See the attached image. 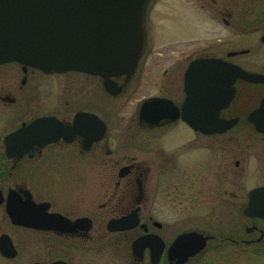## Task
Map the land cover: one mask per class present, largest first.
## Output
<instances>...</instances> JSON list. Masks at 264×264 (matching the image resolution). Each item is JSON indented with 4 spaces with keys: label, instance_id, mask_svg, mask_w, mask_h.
Masks as SVG:
<instances>
[{
    "label": "flooded vegetation",
    "instance_id": "1",
    "mask_svg": "<svg viewBox=\"0 0 264 264\" xmlns=\"http://www.w3.org/2000/svg\"><path fill=\"white\" fill-rule=\"evenodd\" d=\"M188 1L191 9L195 6L228 35L202 41L192 49L187 44L176 54L171 51L175 56L166 66L149 59L146 50L131 75L105 82L84 72L46 73L17 62L0 64V244L8 249L7 255L0 250V264H74L72 258L80 252L106 260L76 264H211L203 258L210 246L237 250L264 245V218L243 214L250 191L264 187V181L243 194L239 184L233 185L239 160L228 167L221 158L225 148H207L203 141L236 145L238 137L246 135L252 147L254 136L264 141V122L251 117L264 98V82H234L232 99L218 113L217 120L227 124L219 132H207V123L187 121L191 114L183 108L190 79L187 70L196 58H221L264 77V0ZM191 55L194 58L182 66L181 60ZM243 55L263 60L261 64L252 60L248 66L231 60ZM53 75L91 79L96 88L89 94L95 97L80 106L86 93L78 90L57 110L59 101L47 103L43 82ZM137 81L140 86H134ZM99 92L106 97V115L95 102L100 100ZM122 99H134V107L129 117L116 119L109 106ZM149 100L159 104L153 113L140 116L141 105ZM48 117L60 123L65 138L41 145L36 129H31L6 145L8 135ZM178 127L190 138L168 145L167 136ZM259 156V167L255 164L246 170L244 185L250 173L264 178V150ZM62 170L96 175L84 181L92 189L62 195L63 182L54 179L52 184L50 179ZM220 185L224 188L218 189ZM223 203L225 216L234 219L236 228L210 233L191 226L190 218L216 215L215 207ZM207 206L211 210L203 213ZM239 213L245 220L240 236ZM32 222L40 228L30 227ZM189 231L211 237L204 250L182 262L169 258L175 238ZM143 236L150 237L147 245L133 251V242ZM31 244L38 246L37 258H31Z\"/></svg>",
    "mask_w": 264,
    "mask_h": 264
},
{
    "label": "water",
    "instance_id": "2",
    "mask_svg": "<svg viewBox=\"0 0 264 264\" xmlns=\"http://www.w3.org/2000/svg\"><path fill=\"white\" fill-rule=\"evenodd\" d=\"M150 1L0 0V63L16 61L48 73L81 71L101 76L105 82L123 74L129 76L147 46L146 14ZM188 74L185 109L191 114L192 123L197 122V113L206 114L207 121L218 118L233 95L237 79L264 81L260 75L212 58L192 61ZM153 105L152 101L145 102L141 113L147 108L145 115L150 114ZM254 116L257 122L264 119V98ZM35 129L43 132V143L59 137L52 119H44ZM243 214L264 218V187L249 193ZM30 227L40 228L37 224ZM210 238L195 231L182 233L169 247L168 256L180 262L194 257L204 250ZM148 240L138 239L133 249L147 245ZM0 250L7 255L8 249L2 244Z\"/></svg>",
    "mask_w": 264,
    "mask_h": 264
},
{
    "label": "rangeland",
    "instance_id": "3",
    "mask_svg": "<svg viewBox=\"0 0 264 264\" xmlns=\"http://www.w3.org/2000/svg\"><path fill=\"white\" fill-rule=\"evenodd\" d=\"M194 1V0H193ZM188 0H152L148 7V13L146 18L147 23V34H148V55L150 58H156L158 61L156 63L166 66L170 62H172V58H174L176 52L184 50L187 44H189L192 48L198 43H202V41L209 42L213 39L217 38H225L228 34L220 29V26L216 24L214 26V22L210 21L199 9H197L194 5V9L190 8V4H188ZM201 26L200 30H197L196 26ZM212 31H219L215 34ZM167 47H169L167 49ZM173 51L175 54H170ZM162 52L163 56H157L158 53ZM147 58V57H146ZM194 56H186L184 59L181 60L182 66L193 59ZM231 60H235L236 62L240 63L241 65L248 66L252 60H258V64H261V60L263 58H249L246 55L237 56L235 58H231ZM146 61V59H145ZM234 61V62H235ZM148 61H146L147 64ZM145 63V62H144ZM145 70V69H142ZM141 70V71H142ZM153 76V75H152ZM20 77V75H19ZM152 78L147 80L145 91L150 88V81ZM40 81V80H39ZM38 81V82H39ZM43 81V79H41ZM37 82V85L39 86ZM44 82V90L46 91V99L48 100V104H52L54 101H59L57 104V110L60 111L61 107L63 108V103L65 100H69L70 94L77 92L78 90L81 92H85L86 95H82L81 105H85L87 100H93L92 96L89 94L92 90H94L95 83L91 79H80V78H73L72 75H59V76H49L47 77ZM42 85V83H40ZM134 86L138 85V81ZM145 86V85H144ZM100 100H95L96 104L98 105L101 111H104L103 114L106 115V97L99 92ZM89 94V96H88ZM132 101V104H131ZM118 102V101H117ZM61 105H60V104ZM112 103V102H111ZM110 103V111L111 116L116 119H120L121 116L129 117L131 112V107H134L135 100H120L117 105L112 107ZM251 103V102H250ZM249 103V104H250ZM125 105V110H122L123 106ZM135 111L133 108L132 114ZM57 112V111H56ZM117 125V124H116ZM246 136H239L236 145H232L231 143L226 142H213L210 139L203 140L207 148H225L222 151L221 158L228 167H233L234 160H239V166L237 170H234L233 173L236 177V180L233 182V185L239 184L238 190L242 191L244 194L248 188L254 186L259 182L264 181V178H257L253 174H249L248 177L245 179V185L243 183V179L246 174V170L251 166L261 163L259 154L262 150H264V141L257 136L253 138V146L252 141H250ZM189 134L182 128L178 127L175 128L168 136H167V143L168 145H178L180 142L189 139ZM221 138H219L220 140ZM248 148H252L248 150ZM61 173L62 176L59 177ZM90 173V172H89ZM56 175V176H55ZM76 177L82 178L79 182H76L74 179ZM90 178H96V175L93 177L88 174L86 171H78L75 173L74 171H58V174H52L50 179L52 184H54V179H59L58 182H63V186L61 188L62 195H80L89 193V190L92 189L89 185L91 184L88 182V186L84 184V181L89 180ZM70 180H73L72 185L68 184ZM231 183V181H230ZM220 187L224 188V185H220ZM244 198L241 204L244 203ZM241 204L238 210L241 207ZM216 208V215L209 216L207 214L205 216L202 215L200 218H190L191 226L199 227L200 229L206 230L208 232H216L220 229L225 231L233 230L235 227L234 219L227 218L224 214L225 212V203L222 205H217ZM222 209L221 213H218ZM211 210V206H207L204 209L206 211ZM232 220V221H231ZM234 221V222H233ZM238 235L240 236L243 234V224L245 220L241 218L240 213L238 214ZM176 226H181L176 225ZM236 228V227H235ZM34 236H32V241L34 240ZM252 246H241L240 249L232 250L231 247L226 248H218L215 249L213 246H210L208 252H206L203 258L211 260V264H264V245L261 244L253 248ZM38 246L35 244L30 245V254L31 258H37L38 256ZM68 254V253H67ZM97 254V252H96ZM69 255V254H68ZM77 258L73 257V262L76 264L77 262L82 263L85 261L101 263V260L98 258L105 259L106 257L101 256H86L85 253L80 252L77 254ZM70 256V255H69ZM71 257V256H70Z\"/></svg>",
    "mask_w": 264,
    "mask_h": 264
}]
</instances>
